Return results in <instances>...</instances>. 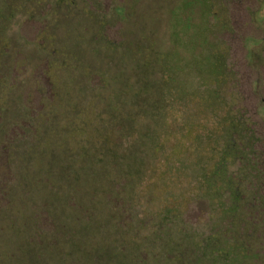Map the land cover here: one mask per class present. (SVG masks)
<instances>
[{
  "label": "rangeland",
  "instance_id": "obj_1",
  "mask_svg": "<svg viewBox=\"0 0 264 264\" xmlns=\"http://www.w3.org/2000/svg\"><path fill=\"white\" fill-rule=\"evenodd\" d=\"M137 145L138 175H95ZM216 243L264 264V0H0V264Z\"/></svg>",
  "mask_w": 264,
  "mask_h": 264
},
{
  "label": "trees",
  "instance_id": "obj_2",
  "mask_svg": "<svg viewBox=\"0 0 264 264\" xmlns=\"http://www.w3.org/2000/svg\"><path fill=\"white\" fill-rule=\"evenodd\" d=\"M206 105H210L212 102H211V99L210 100H206L204 102ZM230 133H231V136L229 138L232 137V133H233V127L232 129H230ZM230 141L232 142V139H230ZM139 148V145L136 146V148L134 150H131L129 152L126 153L125 155V159L123 160V162H120L119 160H117L116 158H113L112 156L108 157V159H110L109 161H106L105 159H101L99 162H97L95 164V166L92 167V169H94V173L95 175L97 174H104L105 172V169H108V165L111 164L112 166H114V169L117 170V173L120 174L121 172H123L124 174L128 171V170H132V176L134 177L136 174L134 173H137V175L140 173L138 172L139 171V168L137 167H140L138 165V157L142 154V152H140L138 150ZM213 151L214 149H218V148H211ZM85 158V154L82 155L81 157ZM231 158L233 157V152L232 150H222L220 151V154H219V159L216 163V170L209 173V174H206V172L204 170H199V175H200V178L202 179V181L204 183L208 182L209 183V187L211 188V185L214 184L215 182H217L220 177L222 178V173L224 171V160L225 158ZM91 163V161H90ZM86 164L90 167L89 165V162L87 161V159H84L83 160V166L85 167ZM111 166V167H112ZM129 171V172H130ZM135 171V172H133ZM201 171V172H200ZM128 173V172H127ZM134 174V175H133ZM208 175V176H207ZM233 206H235L234 203H232ZM232 211H227L226 213H231ZM173 213V217L171 219H169L170 221H173L174 220V217L175 214L174 212H172V210H168V211H165L163 212V215L165 216H168V214H171ZM168 220V221H169ZM162 221H165V220H160L158 223H160L159 225L160 226H166L167 224H164ZM175 227L177 226V223H175V220H174V224H173ZM158 228V227H157ZM159 229V228H158ZM175 229L174 228H171V232L169 233L168 231V235L170 240H171V243L172 241L175 242V246H179L178 243L181 244H184L188 239L187 238H184L182 236H180V238H176L173 240V231ZM190 241V240H188ZM187 241V242H188ZM173 246H174V243H173ZM208 246V247H207ZM205 250L202 252L203 253V257L201 258L203 261H206L210 264H217V262L219 261H222L220 260L217 256L214 257V254H219L222 250V246H220L218 243H216L214 246L213 245H210V244H207ZM226 246V244L224 245ZM235 251L234 250H229V253H226L225 255H227V258L229 259H232V257L236 256V257H239V254L238 253H234ZM158 254V251L157 250H152V252L150 253V256L151 257H155L156 255ZM221 257L223 255H220ZM229 256V257H228ZM231 257V258H230ZM96 264H125L126 262V259L122 257V255H117V254H113L112 252H110L108 249L104 250L103 252H101L100 254H98L97 258H96ZM202 261V262H203ZM230 261V260H228Z\"/></svg>",
  "mask_w": 264,
  "mask_h": 264
}]
</instances>
